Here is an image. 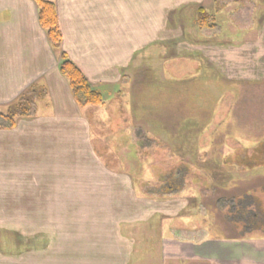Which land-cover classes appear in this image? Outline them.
<instances>
[{
    "label": "crops",
    "instance_id": "crops-1",
    "mask_svg": "<svg viewBox=\"0 0 264 264\" xmlns=\"http://www.w3.org/2000/svg\"><path fill=\"white\" fill-rule=\"evenodd\" d=\"M219 1L226 6L223 19L232 15L233 21L200 29L198 7H214L218 0H54L65 56L103 95V103L93 112V107H80L74 101L68 81L59 72V52L39 25L35 2L0 0V107L33 84L45 89L33 115L17 118L11 128H0V227L11 224L9 219L17 210L30 212H26L28 221L34 224L49 219L44 229L24 239L29 244L27 255L6 256L0 246V264H131L137 248L131 225L122 222L126 217H107L109 213L102 212L117 206L111 204V197L118 192L120 203L144 199L135 196L130 174L104 164L99 138L108 136L98 132L110 131L115 109L124 108L130 94L145 92L147 82L160 80L157 76L148 80L146 71L165 59L167 49L172 51L173 77L179 81L188 72L190 81L197 79L185 94L189 101L182 102L180 83L173 87V145L179 155L182 148L184 153L192 150L194 161L201 162L210 147L225 146L228 142L211 139L213 128L208 132L204 125L218 123L223 132L234 115L244 116L251 127L257 123L264 131L260 120L264 112L257 111L264 109V31L257 32L253 21L261 5L247 0L229 13L227 4L240 0ZM210 14L215 16L217 11ZM185 52L190 54L185 57ZM194 57V62L204 64L195 67ZM182 59L188 61L181 64ZM137 98V108L147 112L146 99ZM204 100H211L212 107ZM103 111L108 120L99 116ZM197 120L203 122L201 128ZM145 123L146 119L140 120L132 128L135 140L143 141ZM232 131L237 146L243 150L254 146L235 125ZM180 165L178 171L174 168L177 186ZM164 185L154 193H171ZM17 215L16 222H21ZM76 217L82 222H75ZM64 218L71 230L55 235L52 221ZM239 223L237 231L243 228ZM20 226L16 227L20 230ZM250 235L163 239L162 253L165 245L171 249L168 255L201 264H264V237Z\"/></svg>",
    "mask_w": 264,
    "mask_h": 264
},
{
    "label": "rangeland",
    "instance_id": "rangeland-1",
    "mask_svg": "<svg viewBox=\"0 0 264 264\" xmlns=\"http://www.w3.org/2000/svg\"><path fill=\"white\" fill-rule=\"evenodd\" d=\"M246 1L247 0H240V2L228 3L227 12H233L235 9H238L239 5L246 3ZM254 1L257 7L261 5V10H255L253 21L255 22L257 32L261 31L262 33L264 31V0ZM247 4L251 5L249 3ZM225 7L226 6L221 4V1L218 0L217 4L215 2L214 7H208L206 5L202 8L210 13L211 11H217V14L214 16V22L216 26L220 27L223 25L222 22L231 23L233 21L232 15H229L226 20L223 19ZM184 12L187 13V10H184ZM259 20H261L260 25ZM261 40H264V37H261ZM171 54L172 51L167 49L165 52V59L156 67H148L146 71L148 80H152L155 76L159 77L160 80L155 83L147 82L145 92L130 94L126 100V104L124 103L123 105L124 108L115 109L116 114H113L114 119H110V131L106 128L105 132V129L102 128L98 132L104 136H108L107 139H103L102 136L99 138L101 139L99 142V149L102 152V157L105 161L104 164L112 169L130 174L135 180V196L144 199L143 201L141 200V202L140 200H131L129 198L127 201L128 203H120L117 201V198L121 199V196L119 192L116 195V190L113 189L115 197H111V204L117 206L113 207L112 210L108 209L102 212L104 215L109 213L107 217H126L127 221L122 222H127L125 224L131 225L129 229L133 232L131 234L134 235L133 237L137 244V248L133 249L131 264H201L191 259L174 258L168 255L171 249H166L167 247L164 248V252L161 254L160 240L164 239V237L169 239L190 240V235L195 236L194 240H201L203 238L202 236L216 238L225 235H243L245 233L249 234V232L254 233V227L251 225L254 221L255 223L259 222L264 224V215L262 214V210H264V189L252 191L255 186L264 185V175H262L264 174V167L258 164L259 168L247 169L245 167L232 165L235 153H238L240 156H244L243 154L245 153L242 147L236 145L238 137L235 134L236 132L232 131V125L237 127L240 131L239 135H242L243 138L252 139L254 146L246 149V153L248 156L253 153L258 155L257 161H259L260 158L264 160V131L260 130L262 127L257 123H253V127H251V120L244 121V116L240 118L238 115H234L230 118L231 120H229L228 128L223 132L219 130L222 126H219L218 123L213 124V126H210L211 124L204 125V130L209 127L213 128L211 132L209 131L210 128L208 129L211 139L217 141L222 140L228 143L225 146L223 144L221 146L210 147V149L205 152V156L201 159L202 161L200 160L201 162L194 161L196 157H194L192 150L191 152L184 153L182 148L180 156L173 145V135L175 131L173 128V115L171 113L174 106L173 87L180 83L182 102L189 101L185 100V94L189 91L190 84L197 81V79L193 77L194 81L193 79L190 81L188 72L182 76L179 81L177 78L173 77L174 68L170 56ZM189 54V52H185L183 56L186 57V55ZM193 60L197 61L195 57L192 58V61ZM187 61L188 59H182L181 64ZM194 61L193 64L195 67L198 66L199 62L202 65L204 64L203 61H199L198 63ZM183 69V73H185L187 70L184 65ZM185 76H187V78L183 79ZM195 85L197 87L199 83ZM195 85L193 84L194 87ZM44 96L45 93L42 97ZM137 97L146 99L148 107L147 112L137 108V101L140 100V98ZM242 101L246 100H240V102ZM217 102L221 103V99H217ZM204 104L212 107L211 100H204ZM88 106L93 107V112L94 108L97 107V105ZM4 108L5 107H0V111H3ZM141 111L143 115H140ZM257 111L261 113L264 112V109L260 108ZM99 116L102 120H108V118H106L107 114L104 113V111L101 112ZM146 116L148 118H146ZM145 119L147 123L142 126L144 130L142 142L144 145L150 144L148 148L139 145V143L141 144L142 142L140 139H134V131L132 129L140 120L145 121ZM203 120L204 118L202 121ZM242 120L245 122L244 125L241 123ZM260 120L264 123L263 119ZM197 121L200 122L198 127L201 128L203 122L201 120ZM225 133L227 136L224 137L223 135H225ZM256 142L261 143L258 144ZM185 148L190 149L188 147ZM204 158L206 159L204 160ZM226 158H228L229 161H227ZM178 162L181 163L180 167H184L185 165L188 169L185 171L184 168H181L180 180H178L179 186H177L176 175L171 173L172 171L176 173V170H173L174 168H177L178 171ZM215 169L220 171L214 175L212 170ZM235 169L241 170H239V172ZM167 171H169L168 178H170V183H172L168 186L166 191L172 192L165 193L169 195L163 197V192L161 193L158 191L154 193L153 189L157 187L160 188L163 177ZM232 172L234 174L229 176ZM258 175H261V177ZM196 176H200V181L196 179ZM196 180L199 181V183L196 182ZM205 185H213L219 190H215V188L206 190L207 187L205 188ZM222 186L228 187V191L220 189ZM232 192L240 194V198L238 199V195H235L233 198L231 195ZM155 194H159V196ZM153 199L157 202H151ZM122 200L123 199L120 201ZM237 207L242 208V211L238 212L236 209ZM26 212L30 213L28 211H15V214L9 219L13 224H4V231L0 233V236L3 237V247H1L3 251H5V249H16L17 241H20V243L21 241L24 242L22 239H27L31 232L44 229L49 222V219H45L46 221H43L45 224H34L33 220L28 221L29 218ZM16 214L19 215L21 222H16ZM239 214L245 218L244 220H246L249 227L244 224L241 225L244 227L241 230L239 229L240 231H237L236 225L233 224L238 223L237 220L239 219L237 216ZM72 217L73 214L69 213L68 218ZM65 220L64 218L63 221H52V230L55 232V235L58 233L66 234V231L70 228L68 226L70 222ZM75 222L81 223L82 221L76 217ZM242 222L244 221H241L239 224ZM16 226H20L21 229L19 230ZM13 227H15L16 231H14ZM227 229L228 231H226ZM130 231L125 232L122 229V232L126 233V235L130 233ZM257 232L259 233L260 231L258 230ZM250 236L253 239H257L256 237H264L262 234H258L257 236L256 233ZM23 246L24 245L21 246L22 249H24ZM3 254L6 256L16 255V250L6 251ZM23 258L27 259L28 256ZM162 259H164V261H162ZM93 261L97 260H91V263ZM56 263H59L58 259Z\"/></svg>",
    "mask_w": 264,
    "mask_h": 264
},
{
    "label": "trees",
    "instance_id": "trees-1",
    "mask_svg": "<svg viewBox=\"0 0 264 264\" xmlns=\"http://www.w3.org/2000/svg\"><path fill=\"white\" fill-rule=\"evenodd\" d=\"M38 8V22L41 28L45 31L47 39L51 47L59 52V57L61 62L59 63V72L66 78L70 91L74 101L80 107H86L88 105H100L103 102L102 94L99 90L95 89L80 69L70 61L64 54L62 50V35L60 32V27L58 23V16L56 12V5L54 0H33ZM214 15H211L209 12L205 11L204 8L198 7L196 12V22L197 26L200 29L208 28L212 29L216 27L214 22ZM45 93L44 87L33 84L24 90L20 95L7 104L3 111H0V128H11L14 126L16 119L20 117H30L34 114V104L36 100L40 99ZM246 153V150H243ZM240 156L238 153L234 154V162L232 165L241 166L245 168H255L258 167V164L261 167H264V161L260 158V162L257 161V157H254V154L248 156L247 153ZM231 165V166H232ZM234 167V166H232ZM183 168V167H182ZM177 169V168H176ZM174 170V169H173ZM232 170V169H231ZM236 170V169H235ZM241 170V169H240ZM172 174L176 175L173 171ZM169 171H167L163 177L162 185L170 186V178H168ZM200 181V176H197L196 179ZM231 179V178H230ZM196 182H198L196 180ZM215 185V184H213ZM212 185V186H213ZM172 187V186H171ZM166 190V189H165ZM161 194V193H160ZM157 195V194H155ZM169 194H163V197ZM159 196V194L157 195ZM161 196V195H160ZM238 195L237 197H239ZM162 197V196H161ZM239 199V198H238ZM237 199V200H238ZM240 207H237V211L241 212ZM264 215V210H262ZM238 222L244 221L239 225H247L248 223L244 219L237 220ZM233 225H236L233 224ZM254 227V233L264 235L263 229L264 224L254 221L251 224ZM244 227V226H243ZM261 228V229H260ZM260 231L259 233L257 231ZM250 233L249 234H254Z\"/></svg>",
    "mask_w": 264,
    "mask_h": 264
},
{
    "label": "flooded vegetation",
    "instance_id": "flooded-vegetation-1",
    "mask_svg": "<svg viewBox=\"0 0 264 264\" xmlns=\"http://www.w3.org/2000/svg\"><path fill=\"white\" fill-rule=\"evenodd\" d=\"M260 149H261V148H260ZM260 151H262V150H260ZM254 152H255V151H254ZM253 154H254V157H257V156H258V155H255V153H253ZM250 156H251V155H250ZM226 160L229 161L228 158H226ZM226 160H225V161H226ZM227 161H226V162H227ZM263 161H264V160H263ZM258 162H260V160H259ZM257 168H259V167H257ZM236 170H237V169H236ZM239 170H240V169H239ZM239 170H238V171H239ZM212 171H213L212 173L215 175V174L219 173L220 170L215 169V170H212ZM239 172H240V171H239ZM259 173H260V172H259ZM233 174H234V173L232 172V174H229V176H232ZM255 174H258V173H255ZM262 175H264V174H262ZM258 176L261 177V175H258ZM198 179H199V178H197V180H198ZM198 183H199V181H198ZM206 187H207V188H206ZM205 188H206V190H207V189H208V190H209V189L211 190L212 188H215V190H219V189H217V187H214V186H212V185H209V186H206V185H205ZM220 189H222L223 191H228V187H226V186H222ZM256 189H264V185L262 184V185H259V186H255V188L252 189V191L254 192ZM263 192H264V190H263ZM217 193H218V192H217ZM231 195H232V197L234 198L235 195H240V194H237V193H235V192H232ZM235 198H237V197H235ZM238 198H240V197H238ZM198 209H200V208H198ZM236 209H237V208H236ZM239 210H240V209H239ZM241 210H242V208H241ZM241 210H240V211H241ZM237 218H238V219H245V218L242 217V215H240V214L237 216ZM219 219H220V218H219ZM13 229H14V231H16V230H15V227H13ZM3 231H4V226H3V228L0 227V233L3 232ZM263 232H264V231H263ZM191 237H195V236H194V235H190V238H191ZM164 239L167 240L168 238H164ZM20 240H21V239H20ZM22 240L24 241V239H22ZM2 242H3V237L0 236V246H1V247H3V246H2ZM17 242H18V243H17V245H16V249L14 248V249H12V250H16V255H20V254H21V256H25V255H27L29 244L26 243V241H24V242L21 241V243H20V241H17ZM162 242L164 243V240H163V239L160 240V249H161L160 252H161V254H162V251H163ZM164 244H165V243H164ZM22 245H24V246H23L24 249L21 248ZM165 247H166V246H164V248H165ZM167 248H168V247H167ZM167 248H166V249H167ZM12 250H10V249H9V250H6V249H5V251H7V252L12 251ZM23 259H26V258H23ZM164 259H165V258H164ZM164 259H162V261H164ZM166 259H167V258H166ZM167 260H168V259H167Z\"/></svg>",
    "mask_w": 264,
    "mask_h": 264
}]
</instances>
